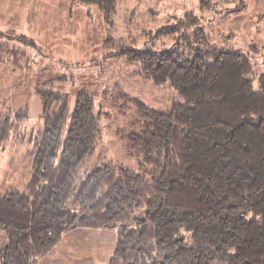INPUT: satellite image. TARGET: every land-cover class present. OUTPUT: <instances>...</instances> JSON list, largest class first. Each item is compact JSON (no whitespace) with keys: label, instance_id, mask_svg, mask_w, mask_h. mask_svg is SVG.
<instances>
[{"label":"trees","instance_id":"obj_1","mask_svg":"<svg viewBox=\"0 0 264 264\" xmlns=\"http://www.w3.org/2000/svg\"><path fill=\"white\" fill-rule=\"evenodd\" d=\"M74 1L113 25L117 0ZM199 2L202 11L212 3ZM193 24L188 14L158 35L184 30L187 39ZM106 46L180 99L159 112L118 91L115 99L143 119L128 137L140 172L109 163L80 179L100 130L94 97L80 93L67 124L68 97L52 81L38 85L44 124L32 130L30 179L24 191L0 194L1 264H35L79 228L117 231L108 264H264V77L254 88L250 57L223 48L155 53L120 39ZM29 117L25 105L4 132Z\"/></svg>","mask_w":264,"mask_h":264},{"label":"rangeland","instance_id":"obj_2","mask_svg":"<svg viewBox=\"0 0 264 264\" xmlns=\"http://www.w3.org/2000/svg\"><path fill=\"white\" fill-rule=\"evenodd\" d=\"M211 1L202 11L199 0H117L110 26L98 9L74 0H0V194L24 191L30 179L32 130L44 124L36 87L48 81L69 99L67 124L80 93L91 94L99 110L97 142L80 179L109 163L140 172V154L128 137L140 132L141 112L133 103L125 107L117 101V92L159 112H169L180 97L174 87L144 79L140 64L110 55L106 40L120 39L128 47L155 53L239 51L250 57L251 79L258 89L264 77V0ZM188 14L199 22L188 27L190 41L184 30L158 35ZM25 105L29 119L4 132V120ZM116 241L114 228H79L35 264H108ZM6 243L0 232V264Z\"/></svg>","mask_w":264,"mask_h":264}]
</instances>
